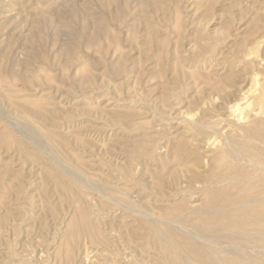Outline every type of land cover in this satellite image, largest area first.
I'll return each instance as SVG.
<instances>
[{"label":"rangeland","instance_id":"374dc122","mask_svg":"<svg viewBox=\"0 0 264 264\" xmlns=\"http://www.w3.org/2000/svg\"><path fill=\"white\" fill-rule=\"evenodd\" d=\"M263 89L264 0H0V264H111L87 233L69 255L75 204L91 209L99 234L118 248L151 239L147 223L101 190L77 178L74 188L63 183L56 155L29 137L22 119L57 142L62 165L123 196L112 187L136 177L150 185L182 167L176 145L184 146L180 159L203 171L205 153L226 136L252 124L243 140L262 139L264 103L254 110L253 102ZM192 117L227 131L204 145L186 132ZM254 143L246 154L260 173L247 184L260 192L264 143ZM170 203L151 206L164 212Z\"/></svg>","mask_w":264,"mask_h":264},{"label":"bare ground","instance_id":"6f19581e","mask_svg":"<svg viewBox=\"0 0 264 264\" xmlns=\"http://www.w3.org/2000/svg\"><path fill=\"white\" fill-rule=\"evenodd\" d=\"M256 83L258 84L259 82ZM262 102L264 103V91H260L254 100L253 106L256 105L257 107L254 110L259 109L257 105ZM250 104L248 103L247 106ZM237 110H240V106L236 108ZM243 116L245 115H242L241 119L244 118ZM193 119H191L190 126L186 127V130L188 129L186 132L193 131L197 135L196 137H203V144L204 142L206 145L209 144L214 138L211 142V145H213L217 136L222 134L223 130L227 131V129H224L227 124L221 125L218 120L206 122L199 118ZM20 125L29 137L35 139L38 146L46 147L56 155L60 162L58 163L60 168L66 173L64 174L63 183L67 182L68 185L74 188L77 183L75 182V184L72 179L77 178L78 181H82L85 185L95 187L99 191L101 190L99 194L102 193L104 197L106 196L113 200L116 205L122 206L123 210L128 211V213L126 212L127 214L143 220L148 224V229L151 232L150 242L142 244L138 241L127 239L126 246L118 248L113 243L117 240L110 241L99 234L101 231L99 226H96V217L93 218L92 215L94 214H92L91 209L75 204L73 218L71 217L66 231V235L68 236L69 234L71 239V241L68 240L66 242L69 246V255L72 256L74 254L75 250L72 246L80 244V233H87L90 236L89 240L91 244L98 243L99 246H102V252L95 249L94 251L99 252L97 257H100L98 259L104 263L264 264V190L257 192L248 187L247 182L251 179L257 180L256 176L260 172L256 167H253V165L257 166L258 164L251 162L252 159H249L248 154H246V151H249L251 147L256 149L259 147L257 144L256 147L254 142L264 143V136L260 139L262 136L258 134L254 138V142L246 143L243 137L251 132L253 129L252 124L240 129V137L226 136L224 141L219 144L217 143L218 147L216 149L210 150L213 149L210 147L209 151H207L208 153L204 152L209 161L207 163L208 167L203 171L194 169L197 168L194 159H190L191 161L185 159V157L184 159H180L179 157L184 153L182 149L184 146L176 145L173 156L177 157L179 161H183L182 167L178 166L179 169L177 168L170 177L158 176L157 180L153 177L150 185L144 182L142 178L136 177L134 183H131L132 186L126 184V188L124 189L120 187L119 190L117 186L114 189L111 186L113 190L120 192L123 196H118L114 192H108V184L98 183L95 180V183L92 181L94 185L92 182H89L91 181L90 178H84L85 176L83 177L81 172L77 173L74 169L69 170L62 165L63 152L60 150L57 142L49 137L44 129L39 128L26 119H22ZM224 125L226 126L223 127ZM228 127L232 130L234 129L231 122L228 124ZM183 128L185 129V127ZM189 136L193 137V135ZM192 140H195L194 137ZM172 141L171 143H174ZM198 142L201 144V139ZM163 143H165V140ZM211 145L209 144V146ZM199 150L201 149L199 148ZM141 155L143 153L138 155V157ZM202 155L204 157V154ZM188 162L191 163V167L188 165ZM234 162H251L252 168L237 170L234 167ZM77 165L81 166L79 163ZM132 166L133 164L129 165L128 174H126L130 180H133L129 177L133 172L131 170ZM148 171L147 169V172H143L148 173ZM150 175L149 177H152ZM137 184H141L142 187H136ZM127 185L131 187H127ZM135 187L139 191H135L138 196L142 194L146 195L139 199L137 194L133 192L136 196H132L131 189ZM165 200L172 203L165 206L164 212L154 211L155 207L152 208L151 203L164 202ZM144 248L147 251L143 252L142 249ZM122 254H124V257L121 259Z\"/></svg>","mask_w":264,"mask_h":264}]
</instances>
